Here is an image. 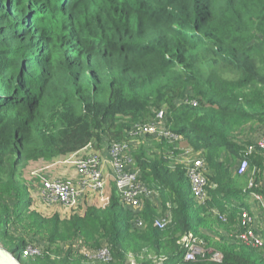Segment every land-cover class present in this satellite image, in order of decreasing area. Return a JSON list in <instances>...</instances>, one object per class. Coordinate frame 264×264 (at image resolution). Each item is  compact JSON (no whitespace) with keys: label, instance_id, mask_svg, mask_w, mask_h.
I'll use <instances>...</instances> for the list:
<instances>
[{"label":"trees","instance_id":"16d2710c","mask_svg":"<svg viewBox=\"0 0 264 264\" xmlns=\"http://www.w3.org/2000/svg\"><path fill=\"white\" fill-rule=\"evenodd\" d=\"M159 111L179 138L150 140L132 157L171 212L165 227L154 225L151 199L134 212L115 186L104 207L66 220L28 210V162H52L89 143L107 149ZM249 123L264 128V0H0V243L8 251L25 249L29 232L39 236L42 264H82L60 246L75 239L108 246L111 264H126L128 254L141 264H176L181 238L192 233L213 249L187 264H264L263 250L232 237L249 194L246 173L232 166L254 142L238 144L234 135ZM179 149L206 164L204 201L183 165L171 164L168 153ZM248 165L261 181L253 190L264 193V151ZM14 225L26 231L10 234Z\"/></svg>","mask_w":264,"mask_h":264},{"label":"built area","instance_id":"2783aa9c","mask_svg":"<svg viewBox=\"0 0 264 264\" xmlns=\"http://www.w3.org/2000/svg\"><path fill=\"white\" fill-rule=\"evenodd\" d=\"M138 135H153L167 139L170 143H174L179 138L164 126L161 111L156 113L152 121L135 124L128 133V137L135 138ZM87 147V149L92 150L91 145H87ZM257 150L264 151V128L260 130L254 142L244 150L242 159L237 165L238 174L243 175L247 172L248 157ZM186 151H190V149ZM105 165L110 166V174L104 171ZM74 167L77 174L76 180L73 178L45 177L39 182L38 194L43 204H57L64 208H72L87 195L102 193L108 177H111L114 182L120 203L133 211L142 210L144 199L156 193L152 187L144 184L140 179L139 169L129 152L126 140L112 142L104 156L91 151L89 154L79 157ZM257 172L258 170L254 168L247 180L245 191H249L250 204L248 208H241L232 237L240 244L263 250L264 254V193L253 190L257 185L261 186V181L256 180ZM185 173L189 179L193 196L198 201H204L207 198L206 190L208 188L207 167L204 160L202 158L190 160L185 167ZM108 199L109 197L107 202ZM218 216L223 222L226 220L223 215ZM170 220L171 212L169 211L156 218L154 225L163 228ZM137 226H144L143 221L137 220ZM181 241L184 248L183 260L176 264H187L201 254L203 240L198 236L187 233L183 235ZM21 254L23 256L28 254L40 255L41 250L27 247L21 250ZM87 256L90 260L106 263L111 261L108 246L93 249ZM221 257L219 252H214L212 256L216 261H220Z\"/></svg>","mask_w":264,"mask_h":264},{"label":"rangeland","instance_id":"374dc122","mask_svg":"<svg viewBox=\"0 0 264 264\" xmlns=\"http://www.w3.org/2000/svg\"><path fill=\"white\" fill-rule=\"evenodd\" d=\"M252 125H254V124L249 123L246 126L244 125V127L239 132H237V134L234 135V140L238 144H249V143H251V140L254 141L256 139V137L260 133L261 129L259 131H253V129L251 128ZM125 140L128 143L129 152L132 156L133 150L135 148L143 145L144 143L147 144V142L150 140L158 141L159 137H156L153 135H145V136H139L138 135L135 138L134 137H127ZM88 145H91V148L94 151H97V153L100 156L102 155L99 148H96V147L94 148L92 143H89ZM87 148L88 147L86 146L85 148H83V150H85ZM186 150L187 149H179V152H177V153H173V152L168 153L170 158H171V164L173 165L175 163H180L185 168L189 164L190 160L201 158L192 150H190V151H186ZM80 151H77V152H75L71 155L65 156V157H60V158L55 159L54 161L48 162V163H43L40 161H30L26 164V166L22 169V179L24 180V182L28 188L27 192L29 194L28 198H29L30 202L28 203L27 208L29 211L33 210V211L39 213L41 216L46 217V218H50L53 215H57L60 220H66L72 215H83L88 206L93 205L95 207H104L106 205L108 193L107 194L106 193H96L94 195L92 194L91 196H86L82 201H79L76 204V206H74L72 208H64L63 206L57 205V204L46 205V204H43L42 201L40 200V197L38 194L39 182L45 177H61V178H63V176H60L59 174H57V175H53V174H56V172H58V171L61 173H65L66 168H68L70 166H75L78 158L81 157L78 155L79 154L78 152H80ZM237 164H238V162H233V166H232L233 172H234ZM254 168L256 170H258L257 167L250 168V166L248 165V169L246 172L247 180H248L249 176L251 175V172L254 170ZM262 177H264V170H261V172H260V178H262ZM112 184H113V182H112ZM158 195H159V193L156 192L154 195H149L148 198L151 199V204L153 206H155L156 209L158 210L157 211L158 217H161L165 213L169 212V210L168 209L163 210L162 203H161V200L159 198L160 196H158ZM148 198L144 199L143 205H142V210L144 209L145 201L148 200ZM245 202H246L247 206H249L250 200L245 201ZM142 210H140L138 213H140ZM134 212H136V211H134ZM214 229H216L217 231L219 230L218 232L220 234H223V236L227 235V234H225V231L220 226L216 227V225H215ZM25 231H26V229H24L23 227H19L17 225H14V226L10 227L9 233L21 235ZM24 236L28 240L27 241L28 243L26 242L25 248L30 247L32 249H39V250H41V254L40 255L28 254V255L23 256L21 254V250L18 248V249H15V256L19 257V260L22 264H42V262L44 260H46V258L45 259L41 258L42 255L44 254V252L38 243L39 236L37 234H31L29 232L27 235H24ZM61 245H64L61 247V249H64V248L66 249L68 246H71L72 252L75 255V257H78L81 260H82L81 256L84 257V261H83L84 263L82 262V264H98V263H101L100 261L90 260L88 258L87 255L91 250H93V248L85 246L83 244V242L79 239H75V240L71 241V243H69V244L60 243V246ZM0 246L3 247V245L1 243H0ZM103 246H106V245L102 244L98 248H102ZM204 247L209 248V250L213 249V248H210V245H208L206 247L205 241L203 240V249H204ZM94 249H96V248H94ZM54 250L61 253L60 247L58 249L51 248L50 252L54 251ZM138 256L144 258V256H146V255L143 254V255H138ZM54 258H55V256L51 257V259H54ZM147 258L152 259L154 257L152 255H147ZM126 261H127L126 264H132V263L141 264L140 259H137V256H133L132 254H128ZM110 262H112V260ZM108 263L109 262H107V263L105 262V264H108ZM152 263L153 262H151L149 264H152ZM109 264H111V263H109ZM157 264H159V263H157Z\"/></svg>","mask_w":264,"mask_h":264},{"label":"crops","instance_id":"0c3cea01","mask_svg":"<svg viewBox=\"0 0 264 264\" xmlns=\"http://www.w3.org/2000/svg\"><path fill=\"white\" fill-rule=\"evenodd\" d=\"M96 150V149H95ZM106 150V151H105ZM91 151H94L93 149L92 150H90V149H85V150H81L80 152H78L79 154V156H82V155H87V154H89ZM95 152H97V151H95ZM100 152H101V154H102V156H104V155H106V153H107V149H101L100 150ZM66 171H65V173H61V172H56V174H53V175H57V174H59L60 176H63V178H69V179H77V174H76V171H75V167L74 166H70V167H68V168H66L65 169ZM104 171L106 172V173H108V174H110V166L109 165H105V167H104ZM208 172V171H207ZM61 173V174H60ZM112 182H113V180H112V178L111 177H108V179H107V181H106V186H105V188H104V190H103V192L102 193H108V197H109V194H110V190H111V188L114 186V182H113V184H112ZM113 185V186H112ZM92 194H90V195H87V196H91ZM94 195V194H93ZM85 198V197H84ZM84 198H82L80 201H82ZM249 199V197H247L246 199H245V201H249L248 200ZM157 210V209H156ZM158 211V210H157Z\"/></svg>","mask_w":264,"mask_h":264},{"label":"water","instance_id":"95a60500","mask_svg":"<svg viewBox=\"0 0 264 264\" xmlns=\"http://www.w3.org/2000/svg\"><path fill=\"white\" fill-rule=\"evenodd\" d=\"M0 264H22L15 251H8L0 246Z\"/></svg>","mask_w":264,"mask_h":264}]
</instances>
